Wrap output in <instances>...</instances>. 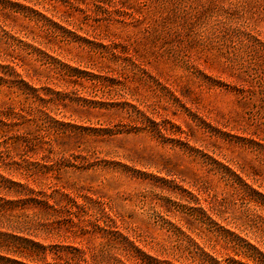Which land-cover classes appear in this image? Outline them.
<instances>
[{
  "label": "rangeland",
  "instance_id": "obj_1",
  "mask_svg": "<svg viewBox=\"0 0 264 264\" xmlns=\"http://www.w3.org/2000/svg\"><path fill=\"white\" fill-rule=\"evenodd\" d=\"M4 1L0 107L24 116L31 160L55 165L82 205L55 194L62 215L87 230L37 240L136 264L98 216L166 264L221 262L233 243L264 264V0Z\"/></svg>",
  "mask_w": 264,
  "mask_h": 264
},
{
  "label": "trees",
  "instance_id": "obj_2",
  "mask_svg": "<svg viewBox=\"0 0 264 264\" xmlns=\"http://www.w3.org/2000/svg\"><path fill=\"white\" fill-rule=\"evenodd\" d=\"M1 2L9 3L4 0H0ZM110 55L119 57L114 50ZM64 67L67 73H82L77 68L68 65ZM23 84L25 90L37 92L28 83L23 81ZM31 95L39 97L38 94ZM23 117L13 107H0V264H89L87 251L81 247L44 244L37 240L38 237L44 240L52 238L56 225L63 222L75 226L82 233L87 230L82 227L83 220L75 213H68L65 217L62 215L67 203L58 202L55 194L60 193L66 202L72 203L73 208L80 209L82 205L76 204L75 197L64 193L49 180L55 165L49 164V160L43 157L39 161L31 160V157L38 153L39 144L37 140L29 138L27 133L19 130L25 120ZM14 148L20 149L19 152H14ZM13 175L18 176L20 180L12 179ZM233 175L236 176L234 173ZM71 214L76 218L69 217ZM99 220L98 216H94L91 225L99 227L111 242L119 244L118 248L125 252L127 261L133 260L136 264H166L145 254L135 240L120 230L115 221H111L112 226L101 227L98 224ZM72 233L76 238L77 231L74 230ZM237 239L240 240L239 237ZM245 246L253 253L247 254L233 243V249L237 253L243 252L242 255L254 261L262 257L255 246L248 243ZM201 251L213 264H249L247 260L237 259L236 252L232 256L227 254L220 262L210 259L203 249ZM116 261L124 264L122 260Z\"/></svg>",
  "mask_w": 264,
  "mask_h": 264
}]
</instances>
